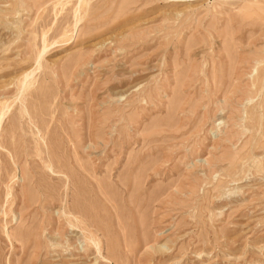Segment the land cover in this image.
<instances>
[{"label": "rangeland", "instance_id": "obj_1", "mask_svg": "<svg viewBox=\"0 0 264 264\" xmlns=\"http://www.w3.org/2000/svg\"><path fill=\"white\" fill-rule=\"evenodd\" d=\"M0 264H264V0H0Z\"/></svg>", "mask_w": 264, "mask_h": 264}]
</instances>
